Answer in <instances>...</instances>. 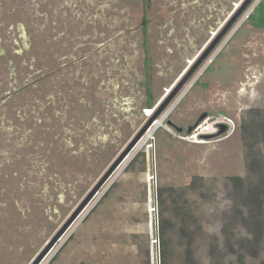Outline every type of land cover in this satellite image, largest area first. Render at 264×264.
Instances as JSON below:
<instances>
[{"label":"rangeland","instance_id":"1","mask_svg":"<svg viewBox=\"0 0 264 264\" xmlns=\"http://www.w3.org/2000/svg\"><path fill=\"white\" fill-rule=\"evenodd\" d=\"M244 2L0 0V151L15 153L0 162V264L37 262L229 24L37 264H162L158 190L179 192L193 176L204 181V197H185L202 235L196 264L264 262V249L254 258L224 246L228 179L264 176L251 165L264 168V125L253 126L264 122V27L255 26L264 17L252 13L264 0H251L232 21ZM219 125L222 135L203 139ZM233 234L245 233L236 226ZM178 243L174 237L171 264H183Z\"/></svg>","mask_w":264,"mask_h":264},{"label":"trees","instance_id":"2","mask_svg":"<svg viewBox=\"0 0 264 264\" xmlns=\"http://www.w3.org/2000/svg\"><path fill=\"white\" fill-rule=\"evenodd\" d=\"M262 11L264 17V4H259L254 8L252 13ZM252 15H250L251 17ZM256 27H264V19L261 24H256ZM147 64L148 61L146 60ZM148 65H146L147 71ZM148 72V71H147ZM145 83L146 100L145 105L148 109L152 108L151 101V88L149 86V77ZM260 115V114H258ZM261 118L253 124L254 127L261 129L264 122H260ZM248 126V133L246 138L252 136ZM243 132H245L243 130ZM246 133V132H245ZM252 133V131H251ZM264 138V134H261ZM264 142V140H263ZM251 165L254 169V175L264 173L263 163L260 160L253 159ZM132 168V165L130 166ZM128 168V169H130ZM259 179L253 183H244L243 179L239 177H231L228 183L231 186L229 195L232 197L231 208L229 211L227 222L224 228L225 244L229 252L236 255L240 252L244 253V257L251 255L256 258L264 249V176L261 174ZM204 181L198 176H193L187 186L181 187L179 192L173 191L172 194L167 195L166 189L158 190V203H159V236L157 231V240L161 243L160 259L162 264H171L172 257L176 249L172 248V239H178V244L183 248V256L180 257L183 264H196L194 257L193 246L195 242L198 244L202 235H199V225H196V217L192 214L191 210L186 207L187 197L186 194L199 193L200 197H204V193L200 190L204 188ZM169 198L167 200L166 198ZM165 214L167 217L165 218ZM172 215L178 219V222H173ZM173 217V218H174ZM179 223V227L176 224ZM193 224V225H192ZM191 225L193 230H190ZM240 226L244 231V238H235L233 234L234 228ZM173 234V235H172ZM196 251L200 248L195 245ZM216 247L210 246L209 253L214 255ZM264 264V262L262 263Z\"/></svg>","mask_w":264,"mask_h":264},{"label":"water","instance_id":"3","mask_svg":"<svg viewBox=\"0 0 264 264\" xmlns=\"http://www.w3.org/2000/svg\"><path fill=\"white\" fill-rule=\"evenodd\" d=\"M251 0H245L243 6L239 10V12L234 16V21L238 15L245 9V7L248 5V3ZM230 24L223 30V32L218 35L215 40L211 43V45L207 48V50L202 54V56L197 60V62L192 66L190 71L182 78V80L177 84V86L174 88V90L171 92V94L165 99V101L159 106V108L156 110V112L152 115V117L148 120V122L143 126V128L139 131V133L134 137L130 145L126 148V150L116 159V161L110 166V168L106 171V173L101 177L99 182L96 184V186L91 190V192L87 195L85 200L82 202L80 207L78 208L77 212L72 216V218L65 224L63 229L56 235V237L53 240V243L62 235L64 230L70 225V223L74 220V218L80 213V211L87 205V203L91 200V198L97 193V191L102 187V185L108 180V178L111 176V174L114 172V170L120 165L122 160L125 158V156L128 154V152L131 150V148L138 142V140L143 136L145 131L152 125V123L156 120V118L159 116V114L164 110V108L168 105V103L174 98V96L177 94V92L181 89V87L185 84V82L188 79V76L192 74V72L198 67V65L202 62V60L207 56V54L212 50V48L218 43V41L221 39V37L225 34V32L228 30ZM204 119V116H201L198 120V122L202 121ZM170 124V122H168ZM174 128V127H173ZM219 131L215 135L210 136H204L203 139H211L213 137H217L219 135H222L225 132V126L219 125L218 126ZM177 131H181L180 128H176ZM190 132V129L187 131ZM52 243V244H53ZM48 246L43 252V254L38 258L37 262L43 257V255L47 252V250L51 247V245Z\"/></svg>","mask_w":264,"mask_h":264},{"label":"flooded vegetation","instance_id":"4","mask_svg":"<svg viewBox=\"0 0 264 264\" xmlns=\"http://www.w3.org/2000/svg\"><path fill=\"white\" fill-rule=\"evenodd\" d=\"M202 1V0H201ZM208 2H209V4H211V0H207ZM195 3H198V1H196ZM62 7V5H60V8ZM208 7H209V5H208ZM199 23H200V21H198ZM144 90H145V88H144ZM0 103H1V100H0ZM9 124V123H8ZM1 126H2V124H1ZM10 129H7L6 131H9ZM11 144H9V145H7V146H5V149H8L9 148V146H10ZM15 156V153L14 152H10V153H7L6 152V150H3V151H0V162H2V161H5V163L6 164H8L9 162H10V160L12 161V159H13V157ZM1 164V163H0ZM3 165V164H2ZM2 165H1V167H2ZM57 204H58V206H59V204H61V202H60V199L58 198V201H57ZM15 205H16V202H15ZM56 204H54V207L56 208ZM57 209V208H56ZM56 209H55V211H56ZM57 211H59V208L57 209ZM56 211V212H57ZM57 214V216H58V213H56ZM155 242H156V240H155ZM154 242V243H155Z\"/></svg>","mask_w":264,"mask_h":264},{"label":"built area","instance_id":"5","mask_svg":"<svg viewBox=\"0 0 264 264\" xmlns=\"http://www.w3.org/2000/svg\"><path fill=\"white\" fill-rule=\"evenodd\" d=\"M226 123H227V124H225L226 128H230V126H232V125H229V124H231L229 120H227ZM223 125H224V124H223ZM190 137H193L194 139H196V138L198 137V134H194V135H192V136H190Z\"/></svg>","mask_w":264,"mask_h":264},{"label":"snow or ice","instance_id":"6","mask_svg":"<svg viewBox=\"0 0 264 264\" xmlns=\"http://www.w3.org/2000/svg\"><path fill=\"white\" fill-rule=\"evenodd\" d=\"M85 2L88 3L89 5H93L95 0H85ZM98 47H99V45H98ZM0 54H2V53H0Z\"/></svg>","mask_w":264,"mask_h":264}]
</instances>
